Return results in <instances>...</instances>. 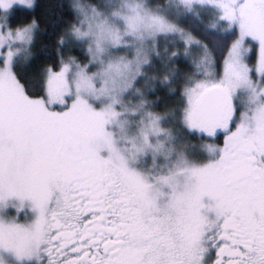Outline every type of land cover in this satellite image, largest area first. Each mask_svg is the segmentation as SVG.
Here are the masks:
<instances>
[{
    "label": "snow or ice",
    "instance_id": "obj_1",
    "mask_svg": "<svg viewBox=\"0 0 264 264\" xmlns=\"http://www.w3.org/2000/svg\"><path fill=\"white\" fill-rule=\"evenodd\" d=\"M54 7L0 0V264H264V0Z\"/></svg>",
    "mask_w": 264,
    "mask_h": 264
},
{
    "label": "trees",
    "instance_id": "obj_2",
    "mask_svg": "<svg viewBox=\"0 0 264 264\" xmlns=\"http://www.w3.org/2000/svg\"><path fill=\"white\" fill-rule=\"evenodd\" d=\"M39 3L41 4V8L38 9L37 14L43 13V12H45L46 10H48V9H47V6H49V5H52V6H53V8H52V11H53V12L57 11V10L55 9V7H54L55 4L57 3V0H39ZM41 27L43 28L44 25L41 24ZM47 42H48V41H47L46 39H44V40L42 41V43H38V44H37V50H38L39 48H41V47L43 46V44H46Z\"/></svg>",
    "mask_w": 264,
    "mask_h": 264
}]
</instances>
